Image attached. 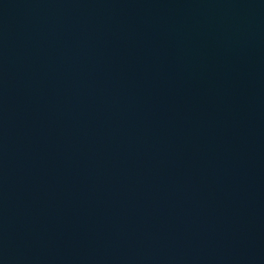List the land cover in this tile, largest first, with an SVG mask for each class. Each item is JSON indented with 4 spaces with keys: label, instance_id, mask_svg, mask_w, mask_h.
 <instances>
[{
    "label": "water",
    "instance_id": "water-1",
    "mask_svg": "<svg viewBox=\"0 0 264 264\" xmlns=\"http://www.w3.org/2000/svg\"><path fill=\"white\" fill-rule=\"evenodd\" d=\"M0 264H264V0H0Z\"/></svg>",
    "mask_w": 264,
    "mask_h": 264
}]
</instances>
